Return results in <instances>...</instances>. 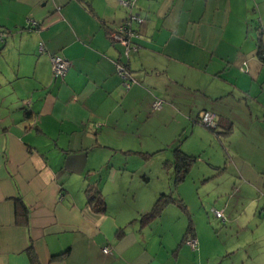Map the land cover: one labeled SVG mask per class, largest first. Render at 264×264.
<instances>
[{
	"label": "crops",
	"instance_id": "crops-1",
	"mask_svg": "<svg viewBox=\"0 0 264 264\" xmlns=\"http://www.w3.org/2000/svg\"><path fill=\"white\" fill-rule=\"evenodd\" d=\"M121 1L0 0V264H264V241L217 234L237 219L233 195L193 220L185 193L194 186L180 185L191 176L199 188L235 168L218 191H262L255 212L264 213V184L234 137L264 129V0H136L131 12L144 22L128 50L109 36L130 11ZM55 55L71 63L62 80L52 75ZM204 111L214 129L200 123ZM119 150L158 153L155 169L134 173ZM178 152L206 164L176 181ZM88 188L101 192L103 212ZM161 195L184 205L167 203L141 223ZM189 223L194 248L184 240Z\"/></svg>",
	"mask_w": 264,
	"mask_h": 264
},
{
	"label": "rangeland",
	"instance_id": "rangeland-1",
	"mask_svg": "<svg viewBox=\"0 0 264 264\" xmlns=\"http://www.w3.org/2000/svg\"><path fill=\"white\" fill-rule=\"evenodd\" d=\"M252 90H253V94L255 95L259 91V88L257 85H254ZM242 100L246 102V98H243ZM260 100L261 102H264V92H262V96L260 97ZM249 135L250 136L246 137L245 134L241 133L238 130H236L234 133V137H236V139L238 137L240 138L239 142L236 140L238 150H240L241 152L239 159L242 160L243 158L244 161L242 162V164H245L248 167H251L255 173H258L256 174L259 177L257 182L259 185H261V184H264V129H261V131L258 129L256 131L253 130V132H250ZM135 151H141V150L137 149ZM124 152L126 151L119 150V161H120V157L123 160H125V161H121V164L124 166L128 165L131 169H135L134 173L139 174L143 170L144 167L147 170H150L151 168L155 169L154 163L159 155L158 153L153 154V155L151 154V156L149 157L147 156L144 157L143 155L137 152L135 153H124ZM232 158L234 159V163L237 162L238 164H240V161L234 158V155H232ZM226 162L228 163L230 161L227 160ZM199 163L206 164V159L201 154L198 155L196 162L192 161L191 163L193 166L191 167L194 168V171L199 167L200 165ZM234 163L231 162V165L233 166ZM237 163L236 165L238 166ZM158 168L159 166L157 167V169ZM191 173L192 172H190L189 174L191 175ZM237 174H238V171L235 168L234 170L230 168L224 171L223 173H219L220 176L217 174L215 175L216 177H212L211 179H208L207 177L202 178L203 180L200 181L199 188H197L194 184L191 183V181L189 180L191 176H189V178H187L186 180L187 182H184V184L180 183V185L181 184L185 185V187L187 185L189 187L194 186V188L188 189V191H186L185 193L186 194L185 195L186 205L191 213V217L193 218V220L194 219L198 220L199 214L197 211L200 208L201 209L204 208V210L205 208H207V210H211L212 205L214 206L216 205V203L221 204L228 199L229 195L230 196L233 195L234 198L231 199L230 207L234 211V214H236L237 219L234 220L232 222V225L230 226H229V223L226 224L225 228H223V226H220L222 227V229L217 231L219 238L222 240H225V242H228L230 241V239L235 238L234 236H236V234L239 231V232H243L242 234L239 235L240 238L246 237L248 236V234H250L251 237L254 238V240L264 241V223H259L257 227L255 226L256 225L255 222H259V221L264 222V213H262V216L260 217L255 212V209L257 207L256 204H258L257 199L261 198L262 191H251L250 189H246L244 192V195H238L237 194L238 190L237 191L233 190L234 192L233 193L231 189L229 190V188L226 189L228 190L227 194L223 193V191H218V188H219L218 183H220V187L224 186L225 188V186L228 185V180L230 179L231 182H233V179ZM250 177L252 178L251 175ZM253 177L254 179H256L255 175H253ZM172 183L174 187V177L172 179ZM213 186L215 187V190H212ZM110 188L113 189L114 186H110ZM262 188H264V186H262ZM122 192L124 194H128V197L126 198L127 201L132 200L131 198L132 194L130 195L129 193L125 192L123 189H122ZM114 196L115 195H113V197ZM113 197L111 196L110 198L115 200L116 197L115 198ZM216 222L218 224L219 221H216ZM245 224H249V225L251 224V226H249V230H248V226Z\"/></svg>",
	"mask_w": 264,
	"mask_h": 264
},
{
	"label": "built area",
	"instance_id": "built-area-1",
	"mask_svg": "<svg viewBox=\"0 0 264 264\" xmlns=\"http://www.w3.org/2000/svg\"><path fill=\"white\" fill-rule=\"evenodd\" d=\"M136 0H122L120 2V5L127 9L130 10L128 12V15L124 19V21L121 23V25L117 28L116 31L111 33L109 36L114 42H118L126 47L128 50L131 48V43H132V38L134 36V25L142 24L144 22V19L140 17L138 14L131 12V9L135 6ZM29 23V28L30 27H36L37 22L34 20L28 21ZM4 37L3 35L0 34V42H3ZM71 67V63L64 59L61 56H53L51 58V71L52 75L55 78H60L61 80L65 77L67 71ZM119 74L123 78L125 86L128 88L129 83H127V80H130V75L126 69H123V67H119ZM162 101L161 100H155L152 104V109L157 110L162 106ZM200 123L205 126L206 128L208 127H215L217 125L216 123V117L215 115L210 112V111H204L201 113L200 118H199ZM213 214L216 218L224 220V214L221 210H214ZM187 244L190 245L192 248L196 246V241L193 238H189L187 241ZM103 254H109L111 253L109 247H104L102 249Z\"/></svg>",
	"mask_w": 264,
	"mask_h": 264
},
{
	"label": "trees",
	"instance_id": "trees-1",
	"mask_svg": "<svg viewBox=\"0 0 264 264\" xmlns=\"http://www.w3.org/2000/svg\"><path fill=\"white\" fill-rule=\"evenodd\" d=\"M141 17V16H140ZM144 19V18H143ZM215 127H208V129H214ZM227 130L225 132H228L229 127L226 128ZM176 176H175V180L179 181L181 180L184 175L187 173V171L189 170L190 166H191V161L192 158L182 154L180 152L177 153L176 156ZM86 195H87V199H88V203L90 205H92L93 209L96 212H103L105 209V202L103 199V196L101 194V192L98 189H92V188H88L86 190ZM176 203L178 206H183L184 204L182 203V201L176 197H169L166 195H161L154 203L152 209L141 215V223L144 222H148L150 221L152 218L158 216L163 207L167 204V203ZM15 214L16 217L19 218L21 217L23 219V221H25L27 219V209L24 205V203L19 200L16 199L15 200ZM193 227L192 224L189 223L187 231H186V235L184 237V240H188L189 238L192 237L193 235Z\"/></svg>",
	"mask_w": 264,
	"mask_h": 264
}]
</instances>
